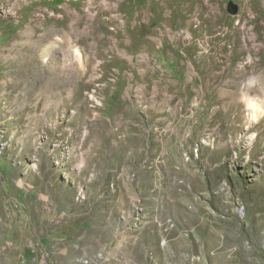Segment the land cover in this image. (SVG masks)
<instances>
[{
	"label": "rangeland",
	"instance_id": "1",
	"mask_svg": "<svg viewBox=\"0 0 264 264\" xmlns=\"http://www.w3.org/2000/svg\"><path fill=\"white\" fill-rule=\"evenodd\" d=\"M0 264H264V0H0Z\"/></svg>",
	"mask_w": 264,
	"mask_h": 264
},
{
	"label": "bare ground",
	"instance_id": "2",
	"mask_svg": "<svg viewBox=\"0 0 264 264\" xmlns=\"http://www.w3.org/2000/svg\"><path fill=\"white\" fill-rule=\"evenodd\" d=\"M249 107L251 108V110L253 111L252 112V115H253V117H254V119L256 118L257 119V117L259 118V115H260V109H259V107L257 106V104L255 103V102H251L250 101V103H249Z\"/></svg>",
	"mask_w": 264,
	"mask_h": 264
}]
</instances>
